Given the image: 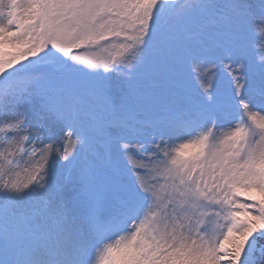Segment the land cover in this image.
Listing matches in <instances>:
<instances>
[{
  "label": "snow or ice",
  "instance_id": "obj_1",
  "mask_svg": "<svg viewBox=\"0 0 264 264\" xmlns=\"http://www.w3.org/2000/svg\"><path fill=\"white\" fill-rule=\"evenodd\" d=\"M0 264H264V0H0Z\"/></svg>",
  "mask_w": 264,
  "mask_h": 264
}]
</instances>
